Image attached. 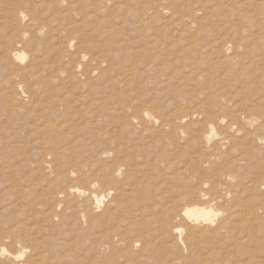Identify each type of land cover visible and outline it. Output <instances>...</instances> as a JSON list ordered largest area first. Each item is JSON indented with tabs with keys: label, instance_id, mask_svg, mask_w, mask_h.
<instances>
[{
	"label": "rangeland",
	"instance_id": "374dc122",
	"mask_svg": "<svg viewBox=\"0 0 264 264\" xmlns=\"http://www.w3.org/2000/svg\"><path fill=\"white\" fill-rule=\"evenodd\" d=\"M78 263L264 264V0H0V264Z\"/></svg>",
	"mask_w": 264,
	"mask_h": 264
},
{
	"label": "bare ground",
	"instance_id": "6f19581e",
	"mask_svg": "<svg viewBox=\"0 0 264 264\" xmlns=\"http://www.w3.org/2000/svg\"><path fill=\"white\" fill-rule=\"evenodd\" d=\"M144 22V21H143ZM142 23V22H141ZM143 24V23H142ZM142 26V25H141ZM147 117H152V116H150V115H147L145 118H147ZM72 120V119H71ZM70 121V120H69ZM69 121H67L66 123H68ZM63 125V124H62ZM75 192L76 193H81L80 192V190L79 189H76L75 190ZM95 199H96V203H97V205L98 206H101V204L104 202V197H98V196H96L95 197ZM212 201V200H211ZM203 204V203H202ZM208 208V207H207ZM209 210V209H208ZM211 212L212 211H206V210H202V215L204 216V218H206V217H209L210 215H211ZM185 214L190 218V219H192L193 217H196L197 216V210H187V211H185ZM197 219V218H196ZM88 248V247H87ZM71 249V248H70ZM75 249H76V247H75ZM94 249H96V247H91V250H94ZM81 251H82V249H80ZM85 250H86V247H85ZM67 251V250H66ZM87 251V250H86ZM68 252V251H67ZM66 252V253H67ZM81 253V252H80ZM75 255H76V253H74ZM83 254V253H82ZM11 255V254H10ZM95 255V254H94ZM65 256V255H64ZM92 258H94V256L92 257ZM5 260V259H4ZM84 260V259H83ZM85 261H86V259H85ZM88 261V260H87ZM7 262V261H6ZM88 262H90V261H88ZM79 264V263H78Z\"/></svg>",
	"mask_w": 264,
	"mask_h": 264
}]
</instances>
